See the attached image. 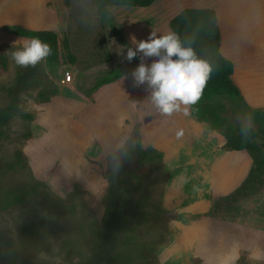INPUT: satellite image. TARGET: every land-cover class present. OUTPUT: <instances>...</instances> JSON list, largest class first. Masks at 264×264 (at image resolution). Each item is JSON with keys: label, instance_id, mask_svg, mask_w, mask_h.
<instances>
[{"label": "rangeland", "instance_id": "obj_1", "mask_svg": "<svg viewBox=\"0 0 264 264\" xmlns=\"http://www.w3.org/2000/svg\"><path fill=\"white\" fill-rule=\"evenodd\" d=\"M100 3L0 0V52L7 55V69L0 66L5 263L264 264V174L236 193L256 157L264 165L262 141L256 153H232L179 123L183 112L168 118L156 112L147 85L133 86L139 57L127 61L128 47L116 37L143 14H122V4H114L101 16ZM40 29L57 32L60 50L67 43L74 62L16 66L8 52L31 37L23 31ZM54 90L41 100V92ZM206 102L236 128L250 121L264 129L229 95ZM126 142L148 150L145 177L113 173Z\"/></svg>", "mask_w": 264, "mask_h": 264}, {"label": "trees", "instance_id": "obj_2", "mask_svg": "<svg viewBox=\"0 0 264 264\" xmlns=\"http://www.w3.org/2000/svg\"><path fill=\"white\" fill-rule=\"evenodd\" d=\"M100 14L105 16L108 13V7L114 4H122L129 6L147 7L153 4L156 0H100ZM65 4L69 3V0H64ZM141 15L140 17H144ZM172 31L177 33L181 39V42L185 46H190L194 49L197 56L209 62L213 67V73L211 79L204 90V93L200 101L192 105L193 113L202 121L209 122L211 128L220 130L226 137V147L229 150H250L252 153H256L260 150L261 145L258 141H262L264 145V129H256L252 126L251 131L247 136L242 135L241 128H236L232 123L226 122L222 116L206 101L210 100L217 95H229L234 100L242 105L241 111L244 115L254 122L261 124L264 122V110L254 109L248 105L244 99L240 88L236 85L232 79L234 71L233 62L226 58L221 50V30L218 24V18L216 11L212 8L204 7H188L184 8L179 14L174 16L170 22ZM29 36H37L42 41L48 43L51 47V55L47 59L52 63L59 62H74V57L70 55L67 43H64L63 50H60L59 36L57 32L50 29L30 30L23 31ZM116 37L127 47L132 46L130 42L124 37L123 34L116 32ZM66 54V57H64ZM70 57V59H67ZM140 60V54L137 55ZM107 60L112 59L110 53L107 54ZM139 65V64H138ZM136 65V67L138 66ZM0 66L3 69H7V55L4 51L0 52ZM121 77V76H117ZM116 78V79H117ZM115 79L107 80L106 82H112ZM19 93V88L12 90V96H16ZM57 92L54 90L51 94L46 92L40 93V98L43 102L50 100L51 96ZM27 117L33 118L32 114H26ZM243 127L247 124H242ZM148 150L141 144L137 143L134 146L130 142H126L116 152L115 164L119 165L118 173H127L129 177H145L147 174V168L143 164L147 160ZM255 167L251 170L249 178L243 182V184L237 189L236 193L240 191H246L250 188L256 178H259L264 174L263 163L255 160ZM126 180L121 178L120 185H125ZM118 185V184H117ZM246 193H242L244 195ZM237 194L230 196V199L235 200ZM164 212H166L163 209ZM0 264H6L4 256L0 252Z\"/></svg>", "mask_w": 264, "mask_h": 264}, {"label": "crops", "instance_id": "obj_3", "mask_svg": "<svg viewBox=\"0 0 264 264\" xmlns=\"http://www.w3.org/2000/svg\"><path fill=\"white\" fill-rule=\"evenodd\" d=\"M119 6L123 7L122 14L133 12L145 15L142 18L132 16L131 27L123 31L130 44L132 36L139 41L146 40L152 31L157 35L172 31V18L184 8L214 9L222 35L220 50L234 64L232 79L250 107L264 110V0H156L147 7ZM151 63L149 58L145 59L146 65ZM239 76L243 77V81H240ZM181 122L193 130L205 132L213 139L209 142L217 147L226 144V137L218 136L212 128L209 132L208 124L193 113L191 106L179 120Z\"/></svg>", "mask_w": 264, "mask_h": 264}, {"label": "clouds", "instance_id": "obj_4", "mask_svg": "<svg viewBox=\"0 0 264 264\" xmlns=\"http://www.w3.org/2000/svg\"><path fill=\"white\" fill-rule=\"evenodd\" d=\"M125 59L129 62L140 54V63L131 72L133 86L146 84L150 105L163 117L188 113L190 106L197 104L211 79L213 67L199 58L190 46H185L175 32L157 35L150 32L146 40L131 37ZM8 52L14 64L21 68L35 67L51 55V47L37 36L23 37L19 44ZM155 57L150 65L145 59ZM249 123L241 128L242 135L251 131ZM119 171V165L113 167ZM260 259V257H254Z\"/></svg>", "mask_w": 264, "mask_h": 264}, {"label": "built area", "instance_id": "obj_5", "mask_svg": "<svg viewBox=\"0 0 264 264\" xmlns=\"http://www.w3.org/2000/svg\"><path fill=\"white\" fill-rule=\"evenodd\" d=\"M72 74L70 73V71H67L66 73H65V77H64V80L65 81H70L71 79H72Z\"/></svg>", "mask_w": 264, "mask_h": 264}]
</instances>
